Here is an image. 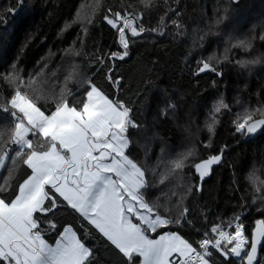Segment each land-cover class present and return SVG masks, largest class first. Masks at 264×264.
Wrapping results in <instances>:
<instances>
[{"label": "trees", "instance_id": "trees-1", "mask_svg": "<svg viewBox=\"0 0 264 264\" xmlns=\"http://www.w3.org/2000/svg\"><path fill=\"white\" fill-rule=\"evenodd\" d=\"M9 8L16 11L10 12ZM109 9L122 16L126 12L143 13L139 23L146 29L161 28L164 34L145 31L141 36L129 37V56L112 60L109 54L122 48L117 31L104 19L106 15L111 16ZM162 16L163 25L159 23ZM221 16L226 18L216 24L215 20ZM172 20L179 21L182 27L176 28ZM82 28H87V35ZM261 35H264V0L236 3L233 0H151L150 7L141 0H23L22 4L17 0H0V73L18 71L27 83L29 76L42 72L33 86L39 87V91L24 88L21 91H27L46 115L60 102L61 89L69 76L72 79L67 88L74 94L68 95L65 91L64 97L70 105L84 101L88 90L86 82L91 80L110 99L120 100L131 108L130 116L138 127L128 130L127 154L145 169L150 184L146 198L151 202L159 197V203L169 209L166 212L161 208V214L172 219L184 208L188 210L181 224L158 229L153 238L170 231L196 247L205 232L208 237H215L210 231L213 225L227 228L228 223L239 216L251 240L256 221L264 218V130L257 137H247L235 130L234 120L244 109L251 111L264 106V40L260 39ZM248 38L252 44L249 50L232 47L238 39ZM68 49L71 51L66 52ZM76 51L80 54L75 55ZM257 57L260 58L258 64L241 66L237 63ZM201 61L211 63L222 75L211 71L197 75ZM13 64L14 69L10 67ZM109 72L113 78H120L118 91L107 79ZM12 95V85L0 77V105L7 103ZM221 98L229 108L214 113L213 108ZM169 103L176 106L174 110L168 108ZM213 115L218 120L214 135L202 136L197 159L192 155L182 172L169 175L162 184L156 183L170 168L171 161L181 155L169 158L157 170L155 159L163 143L179 149L190 121L196 119L195 125L201 128L202 122ZM259 118V113L253 117ZM12 128L10 114L0 110V150ZM150 135L159 139L145 148ZM30 138L35 143V138ZM209 139L211 147L206 148L204 144ZM10 144L6 145L8 149ZM222 148H225L223 163L198 191L199 179L193 165L210 154L219 153ZM9 156L5 169L0 170V183L7 180V190L0 193V198L14 197L18 184L31 174L22 163L23 157L12 165L11 151ZM251 177L255 178V183ZM153 184L155 186H151ZM58 205L54 213L36 214L49 244L54 245L64 228L72 226L85 245L93 249L90 264H129L114 245L66 207V202L60 200ZM47 221L55 223V228L49 227ZM81 224L88 229L86 233ZM140 259L135 258V264H140ZM210 264L239 262L215 253Z\"/></svg>", "mask_w": 264, "mask_h": 264}, {"label": "snow or ice", "instance_id": "snow-or-ice-1", "mask_svg": "<svg viewBox=\"0 0 264 264\" xmlns=\"http://www.w3.org/2000/svg\"><path fill=\"white\" fill-rule=\"evenodd\" d=\"M141 2L146 7L151 6V0ZM17 3L22 4L23 0H17ZM8 10L16 11L14 8ZM108 11L111 16L106 15L104 19L117 31L122 48V51L109 54L112 60H124L129 56V37L141 36L145 31L164 34L161 28L146 29L139 23L143 13L126 12L122 16L120 12ZM225 18L218 17L215 23L220 24ZM88 22L91 23V20ZM164 22L165 18L160 17L159 23L163 25ZM171 22L176 28L182 27L177 20ZM81 31L87 35V28ZM78 39L83 43L81 37ZM260 39L264 40V35ZM232 47H242L247 51L252 44L248 39H238ZM225 51L227 53V49ZM74 54L80 53L76 51ZM224 59H227V55ZM237 63L241 66L258 64L260 58ZM200 65L197 75L205 71L222 75L207 61H201ZM10 67L14 69L15 64ZM42 74L29 76L25 83L18 71L0 73V77L13 87L11 99L0 105V110L8 112L13 123L11 135L0 150V170L5 169L10 159L9 153L12 150L6 147L8 143L17 146L12 151L10 163L15 165L17 159L23 157L22 163L31 170V174L18 184L14 197L0 198V264H90L93 249L85 245L72 226L64 228L54 246L44 239L45 233L36 214L54 213L60 200L66 202V207L114 245L129 264H135V258H141L140 264H210V248L225 257L231 255L238 258L239 264H257L258 259L264 264V256L258 255L264 242V218L256 221L257 226L250 242L239 216L234 218V222L228 223L229 228L235 229L232 234L225 231L222 225H213L210 231L216 239L207 238L208 233L205 232V238L198 241L199 251L179 234L170 231L152 238L151 234L158 229L166 228L169 224H181L188 210L184 208L176 219H172L161 214V208L166 212L169 209L166 204L159 203V197L151 202L146 198L150 184L145 169L126 154L130 145L128 130L130 127H138L130 116L131 108L120 100L110 99L91 80L86 82L88 90L79 107L76 103L70 105L64 97L65 91L68 95L74 94L67 88L72 79L69 76L61 89L60 102L46 115L27 91H21L22 88L39 91V87L33 86ZM106 76L118 91L120 78H113L110 72ZM175 107L171 103L168 105L173 110ZM222 108L227 109L229 105L221 98L213 112L219 113ZM257 113L260 118L253 119ZM216 123L218 120L213 115L211 123L207 124L212 135ZM234 125L235 130L243 135L255 134L264 127V106L237 113ZM29 136L35 138V143ZM204 147H211L210 139ZM225 148L193 165L200 181L198 191L205 177L211 174L213 166L221 162ZM192 155L194 149H188L172 160L170 168L161 174L156 183L162 184L169 175L182 172L185 162ZM7 175L11 176V170ZM251 178L255 183V178ZM5 185L7 180L0 183V193L7 190ZM186 222L191 223L190 220ZM47 223L51 228L56 226L51 221ZM80 227L85 233L88 231L83 224ZM228 245L232 246L229 248Z\"/></svg>", "mask_w": 264, "mask_h": 264}, {"label": "rangeland", "instance_id": "rangeland-1", "mask_svg": "<svg viewBox=\"0 0 264 264\" xmlns=\"http://www.w3.org/2000/svg\"><path fill=\"white\" fill-rule=\"evenodd\" d=\"M238 104L239 103L236 102V105H238ZM77 106L79 107V105H77ZM211 118H212V116L206 118V120H204L202 122L201 128H199V127L197 128L198 125L197 126L195 125V122H197L196 119L194 121H190V125L185 127L186 136H184L182 144H181L179 149H172L171 147H169L168 145L163 143V147L155 159V164L158 166L157 170L160 169L163 165H165L167 163L166 161L169 158H171L175 155H180V154L186 152L188 149H194V157L197 159V156H198L197 149H198L199 141L201 140L203 135L208 136L210 134L208 131V128H207V124L211 123ZM30 137L31 136H29V139H31ZM158 139H159V137L156 135L147 136V138H146L147 143L145 144V148H147V146H149L150 144L154 145L156 140H158ZM10 150H11V144H10ZM126 154H127V151H126ZM7 163L8 162H6V165H7ZM153 234H151V235H153Z\"/></svg>", "mask_w": 264, "mask_h": 264}, {"label": "water", "instance_id": "water-1", "mask_svg": "<svg viewBox=\"0 0 264 264\" xmlns=\"http://www.w3.org/2000/svg\"><path fill=\"white\" fill-rule=\"evenodd\" d=\"M263 130H264V127H262L261 129H259L255 134H250V135H246V136H247V137H257V136H259V135L263 132ZM223 160H224V155H223V158H222L221 162H220L219 164L213 166L212 171H211V174H210L208 177H205V179H204V181H203V185H204L205 182H207L208 180H210V178H211L212 175H213L214 170H215L216 168H218V167L223 163ZM195 173H196V172H195ZM196 176H197V178L199 179V177H198L197 174H196ZM199 184H200V181H199ZM203 185H202V187L200 188L199 191H201V190L203 189ZM256 226H257V225H255L254 229L256 228ZM252 236H253V232H252ZM251 238H252V237H251ZM263 250H264V242H262L261 247H260V249H259V253H258L259 256H261ZM257 264H260V260H259V259H258V261H257Z\"/></svg>", "mask_w": 264, "mask_h": 264}, {"label": "built area", "instance_id": "built-area-1", "mask_svg": "<svg viewBox=\"0 0 264 264\" xmlns=\"http://www.w3.org/2000/svg\"><path fill=\"white\" fill-rule=\"evenodd\" d=\"M16 148H17V146L16 145H13V144H11V150L12 151H14V150H16ZM240 221L242 222V218H240ZM243 223V222H242ZM244 225V224H243ZM224 230L225 231H228L230 234H232V233H234V227L233 228H229V227H227V228H224ZM244 232H245V235L248 237V239H249V236H248V234H247V230H246V227H245V225H244ZM205 238V237H204ZM207 238H209V239H216V236L215 237H213V238H211V237H207ZM203 239V238H202ZM251 240L249 239V242H250ZM234 243V242H233ZM232 245H228V247L230 248ZM224 247V245L222 244V248ZM196 248H197V250L199 251L200 249H199V247H198V243H197V246H196ZM210 251L212 252V256L215 254V253H221V252H218V251H216V250H214V249H211L210 248ZM222 254V253H221ZM211 256V257H212ZM211 257H209V260H210V258ZM229 257L231 258V259H233V260H235V261H237V262H239V259L238 258H236V257H233V256H231V255H229Z\"/></svg>", "mask_w": 264, "mask_h": 264}, {"label": "crops", "instance_id": "crops-1", "mask_svg": "<svg viewBox=\"0 0 264 264\" xmlns=\"http://www.w3.org/2000/svg\"><path fill=\"white\" fill-rule=\"evenodd\" d=\"M152 236V235H151ZM153 238V237H152ZM158 238V237H157ZM54 246V245H53Z\"/></svg>", "mask_w": 264, "mask_h": 264}]
</instances>
